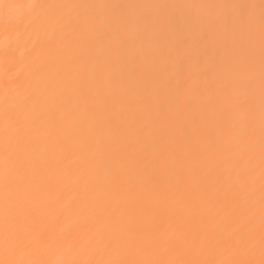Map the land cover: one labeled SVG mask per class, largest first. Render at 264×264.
I'll list each match as a JSON object with an SVG mask.
<instances>
[{
  "label": "snow or ice",
  "instance_id": "1",
  "mask_svg": "<svg viewBox=\"0 0 264 264\" xmlns=\"http://www.w3.org/2000/svg\"><path fill=\"white\" fill-rule=\"evenodd\" d=\"M96 7L0 0V23L17 36L59 29L62 43L53 45L50 55L59 52L63 63L81 43L85 29L80 25L102 28L116 22L125 32L126 9L148 10L135 21L147 32L155 27L152 9L171 24L170 7L228 8L233 10L228 17L214 18L196 40L218 45L204 72L217 79L198 119L185 118L197 95L191 85L173 91L170 76L154 93L145 89L149 96L172 97L160 104L161 116L179 125L183 139L164 154L161 172L141 171L135 182L123 162L130 150L126 132L134 125L126 124L118 111L135 89L122 93L126 80L106 83L113 64L92 59L91 71L75 74L71 86L85 81L87 86L63 107L60 119L50 101L64 93L67 81L54 87L43 105L30 94L10 96L5 88L0 105V264H264V0L259 4L258 88L252 74L256 5H108L112 16L103 19L94 15ZM81 10L87 12L81 15ZM127 46L128 39L122 38L119 50ZM93 52L88 48L81 62ZM239 59L246 69L243 102L231 76ZM167 67L150 65L159 71ZM21 86L13 85L12 91ZM46 90L47 82L37 95ZM89 91L92 101L79 104ZM74 104H79L75 110ZM101 104L111 107L101 112ZM66 195L72 208L62 204Z\"/></svg>",
  "mask_w": 264,
  "mask_h": 264
},
{
  "label": "bare ground",
  "instance_id": "2",
  "mask_svg": "<svg viewBox=\"0 0 264 264\" xmlns=\"http://www.w3.org/2000/svg\"><path fill=\"white\" fill-rule=\"evenodd\" d=\"M11 3H36V4H87L96 5L94 15L102 19L112 16V9L108 5H170V6H196V5H256L254 9L256 24L253 29V55L252 74L259 85L260 78V31L259 15L260 0H6ZM146 9L129 8L126 9L128 21L127 30H118L116 22L99 26H84L85 34L81 43L72 50L71 60L65 59L63 63L56 57L50 55L53 45L62 43L59 29H49L46 35L28 36L14 33H6L0 23V105L3 102L5 88H9V95L30 94V99H35L38 105H43L48 99V94L54 87L68 83L63 94L51 100L55 104L53 115L60 119L61 110L66 104L72 103L73 97L77 96L81 88L87 86V81L77 87L71 85L75 81V74L86 69L91 71V60L100 58L114 65L112 72L105 74V81L108 84L116 80H126L127 88L135 89L133 95H129L127 100L119 106L123 120L128 125H134L126 132V147L130 150L124 155V166L128 170V175L135 182L139 172L147 170L148 175L159 173L165 167L164 154L169 153L173 147L183 139L180 134L179 125L172 121H167L160 112L162 102H170L172 97L154 94L148 95L145 89L153 92L155 88L165 83L168 77H174L172 90L183 86L191 85L197 90L196 97H193V107L185 111V118H199L198 109L201 105L207 104L209 99L208 89L217 79L216 74L209 72L204 75L205 69L215 58L218 45H214L209 40L204 44H197L198 35L208 30L212 20L219 18L223 20L233 11L228 8H196V7H170L169 16H175V20L169 24L160 17L159 9H152L154 28L145 30L138 27L136 19L143 15ZM87 10H81L84 15ZM212 13L213 15H210ZM217 29L221 30L220 24ZM72 34H69L71 36ZM241 36H245L241 33ZM67 38V37H66ZM122 38L128 39V46L119 50V43ZM246 38V36H245ZM88 48H94L92 57L86 63L81 59ZM207 48V51H205ZM161 50H166L162 53ZM62 51V48H61ZM237 55L234 53V56ZM155 64L157 69L166 71L151 70L150 65ZM69 67L68 75L64 74L65 67ZM139 69L133 79H128L130 72ZM232 80L238 81L236 89L240 102L244 99V88L246 85V69L244 59L237 60L236 67L231 73ZM47 82V90L43 96L37 95ZM21 84L22 86L12 91V86ZM189 92V88H184V94ZM94 94L89 91L79 104L86 100L91 102ZM115 102V101H113ZM73 105V110L79 107ZM111 107L100 105V111L106 112ZM235 116H239L237 111ZM211 116V110L209 111ZM155 122V125L153 123ZM147 126V127H146ZM139 129H144L141 135H137ZM2 135V128H0ZM2 152V148H0ZM68 161L66 160L65 163ZM72 166H76L73 160ZM171 161L167 167H172ZM62 204L67 208H72L73 202L67 195L62 200ZM258 258V253H257ZM0 259H4L0 253Z\"/></svg>",
  "mask_w": 264,
  "mask_h": 264
}]
</instances>
